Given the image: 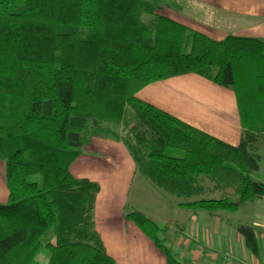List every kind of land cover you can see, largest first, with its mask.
Returning a JSON list of instances; mask_svg holds the SVG:
<instances>
[{
    "label": "trees",
    "instance_id": "trees-1",
    "mask_svg": "<svg viewBox=\"0 0 264 264\" xmlns=\"http://www.w3.org/2000/svg\"><path fill=\"white\" fill-rule=\"evenodd\" d=\"M172 0H0V264H115L94 225L96 183L70 165L93 136L121 142L136 172L185 209L235 212L264 198L254 152L264 136V44L215 41L160 14ZM194 74L231 90L237 147L136 98L145 86ZM218 192V199H198ZM166 258L163 229L125 214ZM254 254L251 228H238Z\"/></svg>",
    "mask_w": 264,
    "mask_h": 264
},
{
    "label": "crops",
    "instance_id": "crops-1",
    "mask_svg": "<svg viewBox=\"0 0 264 264\" xmlns=\"http://www.w3.org/2000/svg\"><path fill=\"white\" fill-rule=\"evenodd\" d=\"M173 1V0H172ZM178 11L160 14L215 41L227 36L254 38L264 44V0H174ZM136 98L230 146L240 145L243 128L234 93L194 74L151 83ZM260 156L256 183L264 184V136L254 147ZM76 179L98 185L94 225L106 254L115 264H166L163 253L135 223L125 218L142 213L163 229L166 244L188 264H264V198L244 202L235 212L208 213L179 207L178 200L155 188L136 172L121 142L93 136L69 167ZM252 177V176H251ZM173 197V196H171ZM218 192L198 199H218ZM8 200L0 162V205ZM174 211L171 212V208ZM251 228L257 253L245 245L238 228Z\"/></svg>",
    "mask_w": 264,
    "mask_h": 264
},
{
    "label": "rangeland",
    "instance_id": "rangeland-1",
    "mask_svg": "<svg viewBox=\"0 0 264 264\" xmlns=\"http://www.w3.org/2000/svg\"><path fill=\"white\" fill-rule=\"evenodd\" d=\"M171 2H173L174 4H176V6H178V2H174V0L171 1ZM263 172H264V165H263ZM251 176H252L251 177L252 180L256 178V177H254L253 174ZM262 176H264V173H263ZM169 197H170L171 200L176 201V199L174 197H171V196H169ZM173 211H174V208L172 207L171 208V212H173ZM48 258H49V253L47 251H45V250H42L40 252L38 258H37V261H38L39 264H47Z\"/></svg>",
    "mask_w": 264,
    "mask_h": 264
}]
</instances>
